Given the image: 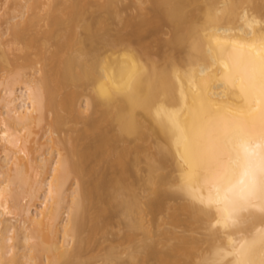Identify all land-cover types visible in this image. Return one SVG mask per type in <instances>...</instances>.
Returning <instances> with one entry per match:
<instances>
[{"label":"bare ground","instance_id":"6f19581e","mask_svg":"<svg viewBox=\"0 0 264 264\" xmlns=\"http://www.w3.org/2000/svg\"><path fill=\"white\" fill-rule=\"evenodd\" d=\"M0 1V264H264V0Z\"/></svg>","mask_w":264,"mask_h":264},{"label":"clouds","instance_id":"9594fccd","mask_svg":"<svg viewBox=\"0 0 264 264\" xmlns=\"http://www.w3.org/2000/svg\"><path fill=\"white\" fill-rule=\"evenodd\" d=\"M230 139L239 163L227 175L223 191L205 203L232 204L239 213L264 186V134L253 135L241 125L231 131Z\"/></svg>","mask_w":264,"mask_h":264},{"label":"rangeland","instance_id":"374dc122","mask_svg":"<svg viewBox=\"0 0 264 264\" xmlns=\"http://www.w3.org/2000/svg\"><path fill=\"white\" fill-rule=\"evenodd\" d=\"M125 4H128L129 5V8H128V10H127V12H126V14L127 15H136V10L130 5V0H127L126 2H125ZM146 7H149V5H146ZM3 7H2V1H0V25H1V29L2 30H4L5 28H6V24L4 23V19H3V14H4V10L2 9ZM161 39H165V38H167L168 37V28L167 27H163L162 28V31H161V33L158 35ZM8 36H5L4 38H7ZM45 124H46V122L44 121L41 125H40V127L38 128V131H39V134H38V136H37V138L41 135V133H42V131L44 130V128H45ZM113 221V220H112ZM111 221V222H112ZM114 222L116 223V225L118 224V225H120L119 224V221H118V219H114ZM114 222H112V226L114 227L115 225V223ZM119 227V226H118ZM117 226L116 227H114L113 229H112V232H117L118 230H120L119 228H122V226L121 227H119L118 228ZM111 229V228H110ZM123 230V229H122ZM121 230V231H122ZM121 231H118V232H121ZM111 232V233H112ZM99 237V236H98ZM113 237H115V236H112V238ZM110 238H111V235L109 236V241H110ZM116 238V237H115ZM98 239V238H97ZM99 239H101V236L99 237ZM102 240V239H101ZM101 240H99V241H101ZM103 242H104V246L103 247H106L107 245H109V241H104V240H102ZM107 244V245H106ZM95 246H96V244H94V251H99V249H96L95 248ZM92 249V248H91ZM96 253V252H95Z\"/></svg>","mask_w":264,"mask_h":264}]
</instances>
